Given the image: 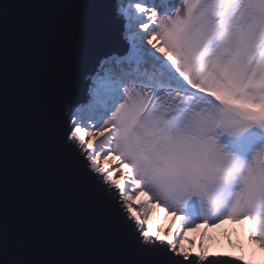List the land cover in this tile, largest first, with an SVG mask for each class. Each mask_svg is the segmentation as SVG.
Returning a JSON list of instances; mask_svg holds the SVG:
<instances>
[{"label":"snow or ice","instance_id":"1","mask_svg":"<svg viewBox=\"0 0 264 264\" xmlns=\"http://www.w3.org/2000/svg\"><path fill=\"white\" fill-rule=\"evenodd\" d=\"M244 219L264 250V0H0V264H256L184 248Z\"/></svg>","mask_w":264,"mask_h":264},{"label":"rangeland","instance_id":"2","mask_svg":"<svg viewBox=\"0 0 264 264\" xmlns=\"http://www.w3.org/2000/svg\"><path fill=\"white\" fill-rule=\"evenodd\" d=\"M121 169H126V166H122ZM144 199L143 194L137 196L134 203H140ZM150 208L149 218L147 227L150 232L156 233L158 230L162 232V235H167V237L174 238L175 233L179 225L181 224V219L179 216H173L171 213H166L165 209L155 203L148 205ZM240 221L247 222V219L244 220H223L220 223L215 225H204L200 224L199 228H189L185 231L184 236V248L193 252L196 247H199L201 236L203 235L204 244L206 241L214 234L216 238L221 237H234L236 232V224ZM171 231H167V230ZM248 239V237H247ZM191 241V243H189ZM250 250V258L256 261V264H260L261 261H264V250H262L259 244L255 241H250L248 239Z\"/></svg>","mask_w":264,"mask_h":264},{"label":"bare ground","instance_id":"3","mask_svg":"<svg viewBox=\"0 0 264 264\" xmlns=\"http://www.w3.org/2000/svg\"><path fill=\"white\" fill-rule=\"evenodd\" d=\"M107 166V165H106ZM125 171L126 169H121ZM162 235V232H159ZM206 241L205 248L209 253H233L234 255H244L250 258L251 247L248 242V226L247 222L240 221L236 224V232L234 237L216 238L214 234ZM168 238L171 239L169 236ZM201 250L196 247L193 251Z\"/></svg>","mask_w":264,"mask_h":264},{"label":"water","instance_id":"4","mask_svg":"<svg viewBox=\"0 0 264 264\" xmlns=\"http://www.w3.org/2000/svg\"><path fill=\"white\" fill-rule=\"evenodd\" d=\"M101 30L98 33V39L109 43H116L118 40V32L116 27L108 20L100 21Z\"/></svg>","mask_w":264,"mask_h":264}]
</instances>
